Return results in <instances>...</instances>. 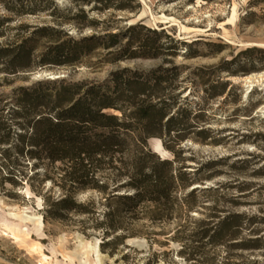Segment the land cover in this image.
Listing matches in <instances>:
<instances>
[{"label": "rangeland", "instance_id": "rangeland-1", "mask_svg": "<svg viewBox=\"0 0 264 264\" xmlns=\"http://www.w3.org/2000/svg\"><path fill=\"white\" fill-rule=\"evenodd\" d=\"M91 1L0 0V16L12 18L7 24L11 36L21 24L30 26L24 31L28 35L35 26L52 27L55 20L75 18L60 27L75 39L125 33L121 44L126 45L131 37L126 31L142 26L141 37L149 34L147 29L161 31L158 46L164 48L156 56L118 62L105 57L113 49L100 48L77 66L42 67L16 77L0 75V93L7 95L15 88L46 81L105 84L117 71L159 73L165 69L170 71L167 93L178 95L183 107L193 112L188 123L211 129L216 141L200 144L187 139L176 148L184 150L180 161L185 170L204 168L199 186L177 194L171 220L132 219L124 211L123 230L110 235L95 228L102 214L69 212L56 217L53 204L67 193L78 203L94 201L98 211L105 210L104 195L94 190L61 189L60 164L43 159L36 170L32 167L37 161H23L17 168L27 177L19 176L14 182L0 172V264L221 263L226 250L208 246L197 252L199 243L190 238L195 222L213 220L214 213L222 218L231 213L244 215L240 238L262 240L263 249L238 250L232 261L264 264V49L248 45L264 43V0ZM90 22L96 26H88ZM171 39L176 49H167ZM46 41L42 39V49ZM53 75L58 79L50 78ZM158 140L151 139L150 148L163 159H173ZM209 164L213 166L208 168ZM195 188L206 192L191 200L194 209L189 213L184 197ZM185 245L190 249L184 251Z\"/></svg>", "mask_w": 264, "mask_h": 264}, {"label": "trees", "instance_id": "trees-1", "mask_svg": "<svg viewBox=\"0 0 264 264\" xmlns=\"http://www.w3.org/2000/svg\"><path fill=\"white\" fill-rule=\"evenodd\" d=\"M103 7L107 9L108 5ZM74 19L55 20L52 27L35 26L28 35L24 31L30 26L21 24L11 36L7 24L12 18L0 16V40L4 41L0 42V75L16 77L42 67L77 66L100 48L113 49L105 56L112 62L156 56L164 48L158 46L162 32L147 29L149 34L141 37L142 26H131L126 31L131 35L126 45L121 44L125 33L75 39L60 28ZM88 26L95 27L96 23ZM42 39L47 40L43 49ZM174 42L171 39L167 49H176ZM164 70L133 73L125 69L112 73L105 84L46 81L15 88L7 95L0 93V172L14 182L19 176L27 177L17 168L23 161H37L32 167L36 170L43 159L60 164L61 189L70 186L94 190L104 195L105 210L98 211L94 201L78 203L67 193L53 204L56 217L69 212L97 217L102 214L95 228L104 235L123 230L124 211L132 219L142 216L153 222L171 220L177 194L198 185L204 168L185 170L180 161L184 150L176 148L187 139L200 144L216 140L211 129L188 123L193 112L189 106L183 107L178 95L167 93L170 71ZM109 110L119 114L107 113ZM151 139H159L174 158H161L150 148ZM111 185L116 187L112 189ZM121 189L132 193L119 194ZM201 192L206 191L195 188L185 195L189 213L194 209L191 200ZM212 218L195 222L190 238L199 243L197 252L208 246L226 250L224 262L216 264H246L232 261L237 256L234 252L263 249L261 238H240L244 215L231 213L222 218L214 213ZM188 249L185 245L184 251Z\"/></svg>", "mask_w": 264, "mask_h": 264}, {"label": "bare ground", "instance_id": "bare-ground-1", "mask_svg": "<svg viewBox=\"0 0 264 264\" xmlns=\"http://www.w3.org/2000/svg\"><path fill=\"white\" fill-rule=\"evenodd\" d=\"M59 1H63V0H59ZM248 45H251V46H256V47H260V48H263L264 49V43H250V44H248ZM50 78H53V79H55V78H58L56 75H53V76H51ZM247 81L249 80V79H246ZM235 81L236 82H238L239 81V79H235ZM158 143H159V146H161L162 147V144H161V142L158 140ZM197 186H199V185H195V187H197Z\"/></svg>", "mask_w": 264, "mask_h": 264}, {"label": "water", "instance_id": "water-1", "mask_svg": "<svg viewBox=\"0 0 264 264\" xmlns=\"http://www.w3.org/2000/svg\"><path fill=\"white\" fill-rule=\"evenodd\" d=\"M58 79V78H57Z\"/></svg>", "mask_w": 264, "mask_h": 264}]
</instances>
